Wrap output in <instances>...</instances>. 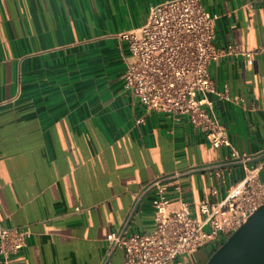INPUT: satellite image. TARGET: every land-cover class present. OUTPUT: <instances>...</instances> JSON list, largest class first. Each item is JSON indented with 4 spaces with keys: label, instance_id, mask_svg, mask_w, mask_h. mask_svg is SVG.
Wrapping results in <instances>:
<instances>
[{
    "label": "crops",
    "instance_id": "0c3cea01",
    "mask_svg": "<svg viewBox=\"0 0 264 264\" xmlns=\"http://www.w3.org/2000/svg\"><path fill=\"white\" fill-rule=\"evenodd\" d=\"M171 0H0V219L32 233L11 264H102L107 237L136 195L157 179L191 207L221 202L256 162L234 163L188 119L148 112L124 86L128 45L151 7ZM219 17L216 45L264 47V0H202ZM209 94L232 147L264 149V55L225 57L209 68ZM264 183V170L258 174ZM154 193L132 231H154ZM83 210L77 213L76 209ZM213 247L175 264H207ZM111 264H125L118 251Z\"/></svg>",
    "mask_w": 264,
    "mask_h": 264
},
{
    "label": "built area",
    "instance_id": "2783aa9c",
    "mask_svg": "<svg viewBox=\"0 0 264 264\" xmlns=\"http://www.w3.org/2000/svg\"><path fill=\"white\" fill-rule=\"evenodd\" d=\"M218 19L202 0H171L151 7L142 27L118 36L127 43L129 52L124 86L148 112L175 120L186 118L210 146L232 149L234 163L256 162V166L221 202H203L202 220L193 217L188 203L169 198L163 186L167 178L157 179L136 195L125 221L107 237L102 264H111L118 251H123L125 264H175L202 248L217 250L264 206V183L258 177L264 170V149L253 157L240 155L208 99L209 94L227 98V92L216 90L210 76L213 63L243 55L252 64L255 56L264 55V47L244 53L232 45L218 48ZM152 192L154 231L148 235L133 232L135 213ZM76 212L83 210L77 208ZM31 238L28 230L6 228L0 219V264H11Z\"/></svg>",
    "mask_w": 264,
    "mask_h": 264
},
{
    "label": "water",
    "instance_id": "95a60500",
    "mask_svg": "<svg viewBox=\"0 0 264 264\" xmlns=\"http://www.w3.org/2000/svg\"><path fill=\"white\" fill-rule=\"evenodd\" d=\"M207 264H264V206L216 250Z\"/></svg>",
    "mask_w": 264,
    "mask_h": 264
},
{
    "label": "trees",
    "instance_id": "16d2710c",
    "mask_svg": "<svg viewBox=\"0 0 264 264\" xmlns=\"http://www.w3.org/2000/svg\"><path fill=\"white\" fill-rule=\"evenodd\" d=\"M215 252H216V250L213 252V254H214ZM213 254H212V255H213Z\"/></svg>",
    "mask_w": 264,
    "mask_h": 264
},
{
    "label": "rangeland",
    "instance_id": "374dc122",
    "mask_svg": "<svg viewBox=\"0 0 264 264\" xmlns=\"http://www.w3.org/2000/svg\"><path fill=\"white\" fill-rule=\"evenodd\" d=\"M215 251V250H214Z\"/></svg>",
    "mask_w": 264,
    "mask_h": 264
}]
</instances>
